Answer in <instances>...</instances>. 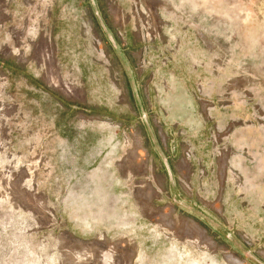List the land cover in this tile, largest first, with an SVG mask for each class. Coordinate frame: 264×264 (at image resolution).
<instances>
[{
  "label": "rangeland",
  "instance_id": "1",
  "mask_svg": "<svg viewBox=\"0 0 264 264\" xmlns=\"http://www.w3.org/2000/svg\"><path fill=\"white\" fill-rule=\"evenodd\" d=\"M0 264H264V0H0Z\"/></svg>",
  "mask_w": 264,
  "mask_h": 264
}]
</instances>
